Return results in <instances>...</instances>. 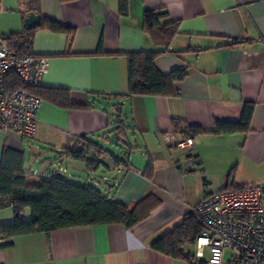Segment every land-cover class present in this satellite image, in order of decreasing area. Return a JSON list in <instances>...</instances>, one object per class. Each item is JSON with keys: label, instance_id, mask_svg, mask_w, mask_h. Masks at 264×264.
<instances>
[{"label": "crops", "instance_id": "crops-1", "mask_svg": "<svg viewBox=\"0 0 264 264\" xmlns=\"http://www.w3.org/2000/svg\"><path fill=\"white\" fill-rule=\"evenodd\" d=\"M34 7L40 20L66 29L34 27L30 51L49 59L39 87L66 90L73 104L92 106L70 110L42 100L31 138L0 133V160L6 149L18 152L29 178L60 175L129 208L147 196L155 207L130 229L78 226L16 237L0 247V261L186 264L151 244L178 226L206 193L264 183V0H127L124 16L119 0H36ZM158 11L165 13L160 25L176 26L168 46L144 30V15ZM27 14L25 2L0 0V36L24 33ZM139 53L158 54L154 66L164 75L185 71L174 96H127L128 56ZM245 104L253 106L247 133L214 132L218 121H239ZM116 122L126 127L120 141L127 148L125 167L114 166V154H96L93 146L85 157L97 163L72 158L71 151L83 150L82 139L103 149L101 143L116 134ZM166 136L190 137L196 163L189 166L188 152L169 148ZM148 161L152 173L146 177ZM84 176L88 181L81 183Z\"/></svg>", "mask_w": 264, "mask_h": 264}, {"label": "trees", "instance_id": "trees-1", "mask_svg": "<svg viewBox=\"0 0 264 264\" xmlns=\"http://www.w3.org/2000/svg\"><path fill=\"white\" fill-rule=\"evenodd\" d=\"M21 1L25 2L28 13L36 12L34 7L36 0ZM118 11L121 16L127 14V0H119ZM164 14L160 11L146 13L144 30L151 35L158 36L168 46L176 33V26L174 24L160 25L158 18ZM36 28L51 32L66 31L64 27L48 19L40 20V25ZM34 30V28L26 29L21 35L4 38L11 55L33 56L30 49ZM157 56L156 53H139L128 56V97L134 95L172 97L175 95L174 85L184 78L185 71L174 70L167 75L160 73L154 66V59ZM19 86L16 75L12 74L7 77L5 87L8 91L17 89ZM30 93L41 101L62 109L86 110L92 106L89 103L86 105L73 104L69 92L62 89H43L37 86L31 88ZM252 111L253 106L245 104L239 121H218L215 123L214 132L217 134L247 133L250 129ZM173 126L175 132L179 130L178 123H174ZM188 129L194 134L201 132L198 128ZM125 131L124 122L113 124L112 132H116L114 137L118 141L125 138ZM81 143L84 151H71V156L74 160L85 162L87 166L97 162L86 159V149L93 146L96 154L108 153L97 144L83 139ZM110 156L114 166L126 165L123 157ZM151 173L152 165L148 161L144 175L149 177ZM151 200V196H147L134 207L129 208L108 199L91 185L69 182L60 175L34 180L24 174L21 154L6 149L0 160V210L9 207L13 218L9 223H0V240L8 241L0 247L11 246L12 240L16 237L34 234L47 235L55 230L78 226L119 224L130 229L145 219L155 207L150 203ZM26 211L29 216L24 219L22 215ZM198 232V225L188 213L178 226L153 242L151 248L187 264H206L205 261H196L188 249L194 245Z\"/></svg>", "mask_w": 264, "mask_h": 264}, {"label": "built area", "instance_id": "built-area-1", "mask_svg": "<svg viewBox=\"0 0 264 264\" xmlns=\"http://www.w3.org/2000/svg\"><path fill=\"white\" fill-rule=\"evenodd\" d=\"M4 38L0 36V133L31 138L42 101L30 89L40 85L49 59L13 56ZM12 74L20 86L8 91L5 81ZM164 141L171 149L188 152L189 166L196 163L189 154L193 149L190 137L166 136ZM189 213L199 227L194 242L196 261L207 253L206 264H264V183L236 189L228 184L221 191L206 193ZM225 252L229 255L226 261Z\"/></svg>", "mask_w": 264, "mask_h": 264}, {"label": "rangeland", "instance_id": "rangeland-1", "mask_svg": "<svg viewBox=\"0 0 264 264\" xmlns=\"http://www.w3.org/2000/svg\"><path fill=\"white\" fill-rule=\"evenodd\" d=\"M102 148H103V150H105V151H107V152H111L112 154H114L115 156H117V157H124L125 156V154H124V151H126V147L120 142V141H118L114 136H111L109 139H108V141H104V142H102L101 143V145H100ZM83 178V181H82V179L80 180V182L82 183V182H87L88 181V179H87V177L86 176H84V177H82ZM6 213H9V218H11L12 217V213H11V209H9V208H3V209H1L0 210V222H2V216H4V215H6ZM28 216H29V213H28V211H26L23 215H22V217L24 218V219H26V218H28ZM11 221H12V218L10 219ZM10 221V222H11ZM9 223V222H8ZM189 249V251L192 253V255L194 254V251H195V249H194V245L192 246V247H190V248H188ZM228 257H229V255H228V253L227 252H225L224 253V255H223V258H224V261H226L227 259H228ZM207 259H208V254L207 253H205L204 254V258L203 259H199L198 261H207ZM186 263V262H185ZM187 264V263H186Z\"/></svg>", "mask_w": 264, "mask_h": 264}, {"label": "water", "instance_id": "water-1", "mask_svg": "<svg viewBox=\"0 0 264 264\" xmlns=\"http://www.w3.org/2000/svg\"><path fill=\"white\" fill-rule=\"evenodd\" d=\"M26 29L38 27L40 25V17L34 13H28L24 19Z\"/></svg>", "mask_w": 264, "mask_h": 264}]
</instances>
